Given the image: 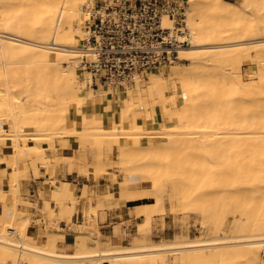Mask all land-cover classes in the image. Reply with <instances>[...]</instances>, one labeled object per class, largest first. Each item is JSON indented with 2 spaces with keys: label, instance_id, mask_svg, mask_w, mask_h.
<instances>
[{
  "label": "bare ground",
  "instance_id": "obj_1",
  "mask_svg": "<svg viewBox=\"0 0 264 264\" xmlns=\"http://www.w3.org/2000/svg\"><path fill=\"white\" fill-rule=\"evenodd\" d=\"M95 1L0 0V264H264V0H188L181 29L189 34L180 40L190 44L152 67L147 80L137 75L150 95H138V104L113 103L117 86L96 87L90 73L82 75L79 47ZM164 23L176 27L168 14ZM67 132L80 141L79 151L53 158L47 151H56V137ZM115 153L119 172L107 167ZM89 157L90 170L81 173L107 171L127 184L119 196L107 190L104 200L153 197L130 208L152 218L167 211L168 199L185 232L106 244L74 233L73 251L57 249L66 231L41 226L29 233L31 219L19 207L26 200L13 193L21 190L15 184L56 159ZM81 196L97 200L88 186ZM77 197L63 181L42 209H67ZM193 218L202 221L196 236Z\"/></svg>",
  "mask_w": 264,
  "mask_h": 264
},
{
  "label": "built area",
  "instance_id": "obj_2",
  "mask_svg": "<svg viewBox=\"0 0 264 264\" xmlns=\"http://www.w3.org/2000/svg\"><path fill=\"white\" fill-rule=\"evenodd\" d=\"M186 0H96L85 18V37L79 47L80 63L90 73V85H115L127 91L137 75L178 58L190 39L183 31ZM175 19L167 27L164 17Z\"/></svg>",
  "mask_w": 264,
  "mask_h": 264
},
{
  "label": "crops",
  "instance_id": "obj_3",
  "mask_svg": "<svg viewBox=\"0 0 264 264\" xmlns=\"http://www.w3.org/2000/svg\"><path fill=\"white\" fill-rule=\"evenodd\" d=\"M124 104L126 99L123 100L122 94L115 96V100L113 103ZM158 111L156 115H159ZM90 141V140H89ZM83 141V142H90ZM80 148V143L78 141L72 140L68 145H60L56 151H52L53 158L56 155H73L77 153ZM58 151V152H57ZM56 152V153H55ZM8 152H5L7 154ZM55 165H52L49 169L43 170L41 174L37 177L34 176V173L31 172V177L25 178L21 180V196L27 200H30L33 203L29 209H31L32 218L30 225L28 227V232L31 234H36L40 231L39 220H43L42 207L44 205V201L46 199H53V189L57 185H61L63 181H71L72 186L75 189L77 195L81 196L84 193L85 186H88V193L91 194L90 190H95L99 195L100 201L102 200V193L110 189L111 186H115V181L111 178L107 173H102L101 175H96L94 172L90 173H81V169L90 170V166L87 165L86 162H81L78 159L74 160V163L70 161H62L55 162ZM2 164V163H1ZM58 166V167H57ZM108 171H113V168L108 169ZM52 176V177H51ZM55 176V177H54ZM48 178H52V180L56 181V184L50 186L46 185V181ZM54 178V179H53ZM58 178V179H57ZM60 179V180H59ZM62 181V182H61ZM7 182V181H6ZM136 182H131L129 185L134 186ZM119 196L118 194H116ZM145 198L142 199H128L125 203L119 205L116 208H105L104 210H99L98 214L91 213L89 214V206L84 205L82 201L78 202L72 213V220L69 221L66 218L60 220V225L62 228L67 229V235L65 238H62L58 242V248L61 251H73L75 249V240L74 233L71 231V227L73 224H82L83 222L89 223L93 222L97 228L95 229L96 234H102L103 237L112 238L113 241L123 242L125 237L124 233H116L115 226L117 223H122L128 220H131L132 217H137L135 214H130V208L135 207L138 204L144 203L140 202V200L144 201ZM149 199V198H148ZM107 202H117L115 199H105L103 204L105 205ZM118 203V202H117ZM39 205V207H38ZM1 211H2V207ZM66 207L62 208L64 211ZM56 211L59 214L60 208L57 206ZM92 218V220H91ZM152 226L154 225V220L151 222ZM47 225V221L44 219L45 228ZM53 227H55L53 225ZM129 225H124V229H129ZM128 231V230H127ZM91 234V233H90ZM148 235L146 231H139V234L135 235L136 238ZM40 242H45V237L40 235ZM29 264V263H24Z\"/></svg>",
  "mask_w": 264,
  "mask_h": 264
},
{
  "label": "rangeland",
  "instance_id": "obj_4",
  "mask_svg": "<svg viewBox=\"0 0 264 264\" xmlns=\"http://www.w3.org/2000/svg\"><path fill=\"white\" fill-rule=\"evenodd\" d=\"M186 4V8H188L189 6V2L188 0H186L185 2ZM186 16V15H185ZM183 24L186 26L187 23H186V20H184ZM186 46H189V45H186ZM82 67V65H81ZM82 75H84V68L82 67ZM148 74H144V75H141L140 76V80H147L148 78ZM138 83V82H137ZM149 85V84H148ZM148 85H145L144 87L142 88H139L138 85L135 83L132 87V90L134 91H123L122 89H118V91H116L115 93V96L117 95H120L122 94V97H123V100L126 99H130V101H134L138 104L140 103L139 100H137V97L138 95H141L143 98H150V95H149V92L147 91V87ZM177 83H174L173 84V88L177 87ZM89 86V85H88ZM136 86V87H135ZM137 91V92H136ZM120 93V94H119ZM130 94H132L133 96H131ZM124 95V96H123ZM128 97V98H127ZM132 97V98H131ZM136 98V99H135ZM139 98V97H138ZM161 117V115H160ZM159 117V118H160ZM158 119V117H157ZM68 133V132H67ZM65 133V138H68L69 139V142H71L72 140H75V141H78L77 137L71 133ZM63 137H56V141H57V147H58V144L60 145H64L62 143V141L60 139H62ZM83 141V139H82ZM69 142L66 144L68 145ZM80 143V141H78ZM90 142V141H89ZM81 144V143H80ZM65 146V145H64ZM92 145H89L88 148H91ZM57 149V148H56ZM54 149H49L47 152L48 154L52 155V151ZM55 151V150H54ZM79 151V150H78ZM116 154V161L114 162L113 165H108L107 167L109 168H113V171H117L119 172L120 169H121V165L120 163L118 162L119 161V157H118V153H115ZM4 155V153H3ZM79 160L81 162H86L87 165H89L91 167V160H90V157L87 158V159H80V158H76V160ZM56 162H60V161H57V159L55 160ZM74 163V161H71ZM30 169V168H29ZM48 167L47 166H41V172L43 170H47ZM84 169V168H83ZM31 170V169H30ZM32 172V170H31ZM31 172L28 171L29 173V176L27 177H23L21 180L25 179V178H29L31 177ZM40 172V174H41ZM102 173H107L109 176L110 174L107 172V171H104ZM100 173V174H102ZM21 180L18 181L15 186H18L21 185L19 183H21ZM51 179H48L46 181V185L47 186H50V184H56V181H51ZM113 180L115 181V186H111L110 189H114L115 193L116 194H120V190L125 187L127 184L124 182L125 179L123 178V176H119L118 178H113ZM139 181H137L135 184H138ZM5 184H8V182H5ZM130 184V183H129ZM19 193L21 195V190L19 191H13V193ZM91 194L93 193L94 195H96V198L97 200L95 199L94 201V205H92L90 203V200L88 201V199H84L82 196H79L76 198L75 201H71V200H67V203H69V207H67V209L64 211L62 208H64L65 206H58L60 208V213L58 214L57 211H56V207L53 208L52 210H43L42 209V213H43V217L44 219L47 221V225L45 227V229L51 231L52 233L53 232H60V230L62 231H66L68 232L67 229H64L61 227L60 225V220L63 219V218H66L68 214H70V210L71 212L73 213L74 211V207L75 205L82 201L84 203V205L86 206H89V214L91 213H95V214H98L99 210H104L105 208L109 207V208H116V207H119V203L117 202H107L105 205L103 204V201L101 202V204L98 205V201H100V197L99 195L101 193H98L97 191L95 190H90ZM106 191H104L105 193ZM166 197H168V194L165 195ZM104 195L102 193V200H104ZM25 199V198H24ZM151 200H154L155 198L151 197L149 198ZM26 202L23 203V204H19V207L27 214L29 215L30 219L32 218V213H31V209L29 211L28 208H30L31 206H33V203L30 201V200H27L25 199ZM166 206H167V211L163 214V213H160V214H157L156 216H151L152 218H148L146 215H143V216H137V217H132L131 220H128V221H125V222H122V223H117L116 226H115V231L116 233H124L125 234V237L124 238V241L125 243H131L133 241H156V240H160L162 238H165V237H168V238H176V236H180L183 232H185V226H184V220H183V217L182 215L180 214H177V212H173V208H172V204L170 202V200H166ZM39 207V205H38ZM0 211H1V208H0ZM44 219L43 220H39V224H40V228L41 226L43 227L44 226ZM92 220V218H91ZM152 220H154V225L152 226L151 222ZM198 220V219H197ZM195 218H193L190 222V226L192 228V234L193 236H196V235H199V228L202 226V221L201 220H198L197 221ZM141 222H145L146 224L144 225V228L142 227L141 225ZM129 225V229H124V225ZM53 225L55 227H53ZM97 228V226L91 221L89 223H86V222H83L82 224H73L72 227L70 228L71 231L75 232V233H78L80 235H82L83 237H86V235H89V236H92L94 239H99L103 244H106L108 241H112L114 243H118L117 241H113L112 238H107V237H103L102 234L98 233L96 234L95 232V229ZM42 229V228H41ZM140 229H144V231H146V233L148 235L146 236H142V237H139V238H136L135 235L139 234V230ZM128 230V231H127ZM91 233V234H90ZM30 236V235H29ZM35 240V239H34ZM38 240V239H37ZM75 240V244H76V239L74 238ZM36 241V240H35ZM96 241L95 240H92V245H96ZM122 243V242H121ZM41 244V243H40ZM57 249L59 251H61L59 248H58V244H57ZM24 263H29L28 261H24V260H21L20 261V264H24ZM3 264H13V262L11 260H8L6 263H3Z\"/></svg>",
  "mask_w": 264,
  "mask_h": 264
},
{
  "label": "trees",
  "instance_id": "obj_5",
  "mask_svg": "<svg viewBox=\"0 0 264 264\" xmlns=\"http://www.w3.org/2000/svg\"><path fill=\"white\" fill-rule=\"evenodd\" d=\"M152 201L151 199L145 198L144 201L140 200V202H150Z\"/></svg>",
  "mask_w": 264,
  "mask_h": 264
}]
</instances>
